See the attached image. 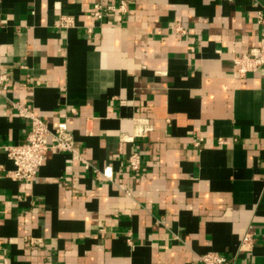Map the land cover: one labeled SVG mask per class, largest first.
<instances>
[{"label": "crops", "instance_id": "crops-1", "mask_svg": "<svg viewBox=\"0 0 264 264\" xmlns=\"http://www.w3.org/2000/svg\"><path fill=\"white\" fill-rule=\"evenodd\" d=\"M96 1L127 11L97 21ZM263 10L0 0V264H200L210 251L264 264V67L239 76L233 62L258 45ZM13 100L65 122L76 146L49 151L31 183L8 175L4 147L29 129Z\"/></svg>", "mask_w": 264, "mask_h": 264}, {"label": "built area", "instance_id": "built-area-1", "mask_svg": "<svg viewBox=\"0 0 264 264\" xmlns=\"http://www.w3.org/2000/svg\"><path fill=\"white\" fill-rule=\"evenodd\" d=\"M127 11L125 1L118 4L103 3L96 1L91 7V13L95 20L101 21L108 14L124 13ZM258 22L261 25L260 41L257 46L250 48L245 54L233 57V62L239 76H244L247 72L256 71L264 67V10L258 13ZM74 18L69 15H62L59 19L61 27L69 28L74 26ZM178 32L185 30L178 23L174 26ZM90 31V28L87 29ZM10 81L9 73L0 74V94L7 89ZM12 108L19 117L26 119L29 129L23 142L9 144L4 147L8 157L14 164V169L8 175L14 180L33 182L47 154L52 150H60L76 154V146L71 133L68 131L65 122H54L49 124L45 119L37 116L34 111L20 101H9ZM199 144V140L195 145ZM140 157L137 153H132L128 157V166L132 171L139 169ZM253 235L246 231L241 239L240 247L247 249L251 247ZM200 264H233L226 256L214 251L206 252L199 256Z\"/></svg>", "mask_w": 264, "mask_h": 264}]
</instances>
